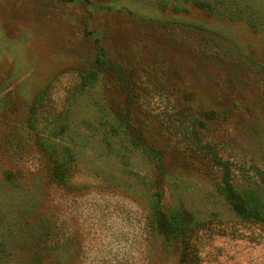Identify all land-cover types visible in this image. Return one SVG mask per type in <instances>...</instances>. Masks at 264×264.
<instances>
[{
  "label": "rangeland",
  "instance_id": "1",
  "mask_svg": "<svg viewBox=\"0 0 264 264\" xmlns=\"http://www.w3.org/2000/svg\"><path fill=\"white\" fill-rule=\"evenodd\" d=\"M102 53L135 82L164 204L199 220L187 250L152 223L155 162L111 130L126 98L86 76ZM220 159L258 188L264 0H0V264H264V224L235 213Z\"/></svg>",
  "mask_w": 264,
  "mask_h": 264
},
{
  "label": "trees",
  "instance_id": "2",
  "mask_svg": "<svg viewBox=\"0 0 264 264\" xmlns=\"http://www.w3.org/2000/svg\"><path fill=\"white\" fill-rule=\"evenodd\" d=\"M216 46H210L215 53L222 55L225 63L230 62L232 52L223 44V40L216 41ZM209 41L207 45H209ZM218 44V45H217ZM209 47V46H204ZM100 62L96 65L93 72L87 78L106 77L110 78L117 86L118 90L126 98L122 106H113L116 123L111 127L112 132L123 139H128L129 144L145 156L152 159L159 171V176L155 182L157 199L151 207L152 223L154 228L165 244L180 243L184 250L190 246L189 240L199 227V220L195 214L186 210L182 205L169 206L164 204V177L165 159L162 154L157 152L146 139L144 132L133 124L130 106L136 104L139 96L134 86L135 82L129 77L128 69L122 64L112 63L106 59L104 54L100 55ZM112 111V110H111ZM206 119H197L191 122L190 130L192 137L197 138L200 131H205L207 125L213 122L215 116L213 112H205ZM212 114V115H211ZM210 120V122H207ZM216 120V118H215ZM108 122L106 123V126ZM221 169L222 185L228 199L231 200L235 213L243 219H250L257 223L264 224V169L258 170L260 185L255 189L239 191L233 184L229 162L219 160ZM52 178L59 184L65 183L63 173V163H53L51 170Z\"/></svg>",
  "mask_w": 264,
  "mask_h": 264
}]
</instances>
